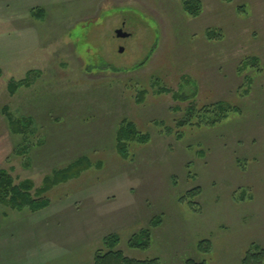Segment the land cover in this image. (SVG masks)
I'll use <instances>...</instances> for the list:
<instances>
[{"label":"rangeland","instance_id":"obj_1","mask_svg":"<svg viewBox=\"0 0 264 264\" xmlns=\"http://www.w3.org/2000/svg\"><path fill=\"white\" fill-rule=\"evenodd\" d=\"M200 1L193 18L183 0H0V169L37 190L80 159L89 166L47 193V209L0 205V264H94L110 235L130 259L260 264L264 0ZM191 105L195 124L225 117L178 126ZM5 111L31 122L24 135ZM124 121L148 136L128 160L116 149ZM156 217L150 247L131 248ZM39 225L52 226L43 240Z\"/></svg>","mask_w":264,"mask_h":264},{"label":"trees","instance_id":"obj_2","mask_svg":"<svg viewBox=\"0 0 264 264\" xmlns=\"http://www.w3.org/2000/svg\"><path fill=\"white\" fill-rule=\"evenodd\" d=\"M229 1V0H228ZM184 11L193 18H197L200 16L202 12V3L200 0H183ZM38 16H44V10L38 9ZM241 11V10H240ZM209 39H214L217 37V33L215 31H210L208 34ZM2 70L0 69V78L2 77ZM30 85L29 79L22 82L12 81L9 84V92L11 95L15 94L17 90L21 87H28ZM32 85V84H31ZM144 92L141 96H139L138 101L143 103L145 99H143ZM175 98H179V95L175 94ZM180 99V98H179ZM216 108L218 107L221 112L230 111L229 108H226L219 103L216 104ZM227 109V110H226ZM194 107L191 105L188 108L189 114H186L184 119L180 120L178 126H198L201 125L202 122L217 124L221 122V119L225 117V114H219V117L216 119H212L211 121H202L201 123H193L195 114H193ZM207 110V108H203L201 111ZM233 109H231L232 111ZM176 111H179L176 108ZM195 111V110H194ZM8 122L11 132L15 134L24 135V128L31 125V122L27 123L26 121L20 122L15 121L13 117L5 111L3 114ZM222 117H221V116ZM148 141V136L142 134L135 124L131 122H123L119 130L117 131L116 136V149L118 154L125 160H128L130 157L129 146L133 143H143L146 144ZM84 159V160H83ZM80 159L67 167L66 169L57 172L53 177L46 178L44 181V186L41 189L35 190V185L32 181L26 180L21 184H15L13 176L5 169H0V205H3L12 210L21 211L23 209H30L33 212H38L44 209H47L50 206V200L46 196L49 191H51L54 187L66 183L74 178L79 177L83 172H85L89 166L85 164V158ZM87 161V160H86ZM35 191V192H34ZM201 192L199 189H195L189 194L191 196H197ZM162 224V218L156 217L151 221L150 227L140 231L138 234L134 235L129 242V246L133 249H148L151 245L152 238V229L155 227H159ZM120 240L115 235H110L104 239V245L109 248V251L100 250L94 259V264H158V261L155 259L148 260H136L130 259L124 256L123 252L117 248ZM250 255H248L244 264H252ZM258 259L260 264L264 263V251L255 256ZM186 264H204L197 263L193 260H188Z\"/></svg>","mask_w":264,"mask_h":264},{"label":"crops","instance_id":"obj_3","mask_svg":"<svg viewBox=\"0 0 264 264\" xmlns=\"http://www.w3.org/2000/svg\"><path fill=\"white\" fill-rule=\"evenodd\" d=\"M75 223H80V222H76V221H74L73 222V224H75ZM105 226V225H104ZM99 227H102L101 226V224L99 225ZM30 228H32V227H30ZM44 229H46V230H51L52 229V226H50L49 228L48 227H44V226H41V225H39V227L37 228V235H36V233H33L32 232V230L31 229H27V230H25L24 232H26L25 233V235H23V238H27V237H29V235H28V233H33V234H35L36 236H34V238H38L39 240H43V235H42V233H43V231H44ZM20 231V230H19ZM55 231H57V230H52L51 232H55ZM75 231V230H74ZM21 233H23V231H21ZM53 235H51L49 238H53L52 237ZM42 242V241H41ZM27 242H24V243H20V244H18V246L16 247V248H14V250H13V252L14 251H16V252H14V256H16L17 258H21V259H23V258H25L26 256H27V254H28V251L26 250V248H24L22 245H25ZM20 245V246H19ZM33 250H34V252L37 254L38 252H39V247L38 246H35V245H33ZM13 252H12V254H13Z\"/></svg>","mask_w":264,"mask_h":264},{"label":"water","instance_id":"obj_4","mask_svg":"<svg viewBox=\"0 0 264 264\" xmlns=\"http://www.w3.org/2000/svg\"><path fill=\"white\" fill-rule=\"evenodd\" d=\"M116 35H117V37L120 38V39H126V38H129V37H130V34L124 32L123 29H119V30H117V31H116ZM121 52H124V49H123V48L121 49Z\"/></svg>","mask_w":264,"mask_h":264}]
</instances>
